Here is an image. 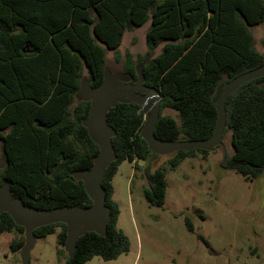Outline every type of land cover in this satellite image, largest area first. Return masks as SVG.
Here are the masks:
<instances>
[{
  "label": "trees",
  "instance_id": "1",
  "mask_svg": "<svg viewBox=\"0 0 264 264\" xmlns=\"http://www.w3.org/2000/svg\"><path fill=\"white\" fill-rule=\"evenodd\" d=\"M149 21L146 55L136 60L125 53V81L135 83L142 65L145 84L160 90L159 140L210 138L224 85L264 64L252 34V28L264 23V0H0V144L7 162L0 185L8 183L12 197L24 206L53 210L93 205L74 173L90 170L100 148L83 125L91 102L80 101L77 94L84 77L93 88L103 83L108 51L118 53L126 32ZM165 109L176 112L179 121L163 115ZM226 114L224 135L231 132L234 153L225 156L221 167L253 181L264 173V77L234 92ZM107 121L117 133L112 139L117 160L103 180L112 214L108 231L81 236L76 252L63 264H87L94 257L114 261L129 253L131 242L119 227L121 210L113 199V180L124 162L135 163V170H141L139 161L148 162L143 196L149 206L163 208L167 171L211 152L179 151L168 168L152 170L150 163L160 155L150 151L142 136L144 110L119 103L108 111ZM186 224L194 232L190 219ZM67 228L63 223L44 226L35 230V237L57 233L58 255L63 256ZM6 233L22 235L11 242L12 252L21 251L25 230L4 212L0 237Z\"/></svg>",
  "mask_w": 264,
  "mask_h": 264
},
{
  "label": "rangeland",
  "instance_id": "2",
  "mask_svg": "<svg viewBox=\"0 0 264 264\" xmlns=\"http://www.w3.org/2000/svg\"><path fill=\"white\" fill-rule=\"evenodd\" d=\"M150 25L149 21L126 32L118 53L108 51L107 67L113 73L122 72L126 52L136 60L146 55ZM252 34L256 50L264 54V23L252 28ZM162 48L158 47L154 56ZM162 114L179 121L171 109ZM233 153L231 132H227L223 143L208 155L199 154L175 171L168 170L163 208L149 206L143 196L148 162L141 161V170L124 162L114 183L121 208L119 227L130 239V251L114 261L94 257L87 264H264V173L246 181L234 171L223 169L221 162ZM172 156L160 155L152 160L150 168H168ZM187 219L194 232L189 231ZM21 236L6 233L0 237V264H24L22 252L11 251V242ZM59 248L57 233L37 239L29 264L65 263L69 255L64 249L65 255L59 256Z\"/></svg>",
  "mask_w": 264,
  "mask_h": 264
},
{
  "label": "water",
  "instance_id": "3",
  "mask_svg": "<svg viewBox=\"0 0 264 264\" xmlns=\"http://www.w3.org/2000/svg\"><path fill=\"white\" fill-rule=\"evenodd\" d=\"M138 78L135 83L125 81L122 73H113L106 67L103 83L93 88L87 77L81 82L77 98L91 102L88 117L83 121L93 142L99 146L100 153L90 170L77 171L74 178L83 181L84 188L93 202L90 207H63L53 210L32 209L23 205L20 198H13L8 183L0 185V214L8 213L15 224L25 230V246L21 250L24 264H29L30 253L36 244L35 230L44 226L63 223L67 225L65 250L72 256L77 250L78 239L89 232L105 236L111 220V209L106 204V190L103 187L105 173L117 160L112 139L116 130L107 121L108 111L119 103L136 104L146 115L143 138L150 151L156 155H171L179 151H212L223 143L226 130V103L228 98L240 87L264 77V64L227 82L216 102L217 122L214 134L205 140L162 141L155 136V129L161 116L162 96L158 89L145 84L143 66H137ZM7 162L0 158V170Z\"/></svg>",
  "mask_w": 264,
  "mask_h": 264
},
{
  "label": "crops",
  "instance_id": "4",
  "mask_svg": "<svg viewBox=\"0 0 264 264\" xmlns=\"http://www.w3.org/2000/svg\"><path fill=\"white\" fill-rule=\"evenodd\" d=\"M131 165H133V166H135V163H130ZM138 166L140 167V168H143L144 166L141 164V161H139L138 163ZM121 167V166H120ZM119 167V168H120ZM118 172H119V170H118ZM118 174V173H117ZM117 176V175H116ZM116 176H115V178H114V180H113V186H114V195H113V199L119 204V206H120V202L118 201V198H117V190H116V187H115V183H114V181H115V179H116ZM131 179V178H130ZM133 181V180H132ZM132 194V193H131ZM120 210H121V208H120ZM121 216V215H120ZM120 219V218H119Z\"/></svg>",
  "mask_w": 264,
  "mask_h": 264
}]
</instances>
